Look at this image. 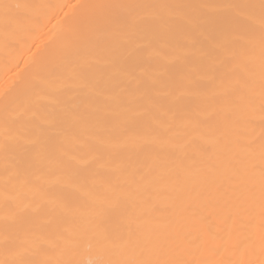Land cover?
Instances as JSON below:
<instances>
[{"label":"bare ground","instance_id":"6f19581e","mask_svg":"<svg viewBox=\"0 0 264 264\" xmlns=\"http://www.w3.org/2000/svg\"><path fill=\"white\" fill-rule=\"evenodd\" d=\"M0 264H264V0H0Z\"/></svg>","mask_w":264,"mask_h":264}]
</instances>
